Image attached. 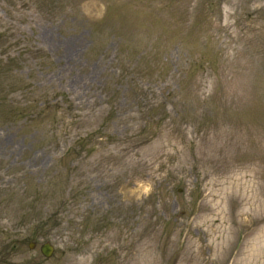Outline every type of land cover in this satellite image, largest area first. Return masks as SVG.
<instances>
[{
	"label": "rangeland",
	"instance_id": "1",
	"mask_svg": "<svg viewBox=\"0 0 264 264\" xmlns=\"http://www.w3.org/2000/svg\"><path fill=\"white\" fill-rule=\"evenodd\" d=\"M0 264H264V0H0Z\"/></svg>",
	"mask_w": 264,
	"mask_h": 264
},
{
	"label": "water",
	"instance_id": "2",
	"mask_svg": "<svg viewBox=\"0 0 264 264\" xmlns=\"http://www.w3.org/2000/svg\"><path fill=\"white\" fill-rule=\"evenodd\" d=\"M41 251L45 256L50 257L53 254L54 248L50 243H44L41 247Z\"/></svg>",
	"mask_w": 264,
	"mask_h": 264
},
{
	"label": "clouds",
	"instance_id": "3",
	"mask_svg": "<svg viewBox=\"0 0 264 264\" xmlns=\"http://www.w3.org/2000/svg\"><path fill=\"white\" fill-rule=\"evenodd\" d=\"M143 188V194L148 195L151 191V185L150 184H142Z\"/></svg>",
	"mask_w": 264,
	"mask_h": 264
}]
</instances>
